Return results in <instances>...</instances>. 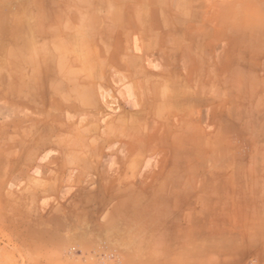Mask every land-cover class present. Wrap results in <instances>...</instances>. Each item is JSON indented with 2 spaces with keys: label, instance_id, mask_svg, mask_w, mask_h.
Listing matches in <instances>:
<instances>
[{
  "label": "crops",
  "instance_id": "obj_1",
  "mask_svg": "<svg viewBox=\"0 0 264 264\" xmlns=\"http://www.w3.org/2000/svg\"><path fill=\"white\" fill-rule=\"evenodd\" d=\"M3 108L0 202L110 262L264 264V0H0Z\"/></svg>",
  "mask_w": 264,
  "mask_h": 264
},
{
  "label": "rangeland",
  "instance_id": "obj_2",
  "mask_svg": "<svg viewBox=\"0 0 264 264\" xmlns=\"http://www.w3.org/2000/svg\"><path fill=\"white\" fill-rule=\"evenodd\" d=\"M4 79L3 76L2 80ZM20 79L25 83L26 76H21ZM16 95L18 104H12L11 108L14 111L17 110L18 120L13 127L21 132L31 121H34L32 119L36 115L27 107V100H25L27 95L24 96L25 93H23V97L26 98L18 96L20 94ZM5 110L7 108H3L0 112L3 118L9 113ZM55 113L57 114V112H51L47 117H55ZM53 119L54 122H58V125L57 123L53 125L57 127L56 130L60 128L61 131L73 132L76 126L71 118L64 122ZM33 173L35 176L38 175L36 171ZM2 181L7 180L0 178V182ZM12 199V203L3 200L0 202V264H106L110 262L97 258L95 252L89 251L91 244L88 237L75 234V230H80V227L78 225V228H75L72 215L62 223L58 218H45L41 203L34 197H29L30 201L25 203L21 202V195H17L16 201L14 197ZM81 218L84 220L85 216ZM110 264H120V261H113Z\"/></svg>",
  "mask_w": 264,
  "mask_h": 264
}]
</instances>
